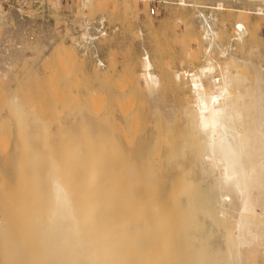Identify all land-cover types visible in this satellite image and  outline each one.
Listing matches in <instances>:
<instances>
[{
  "label": "bare ground",
  "instance_id": "1",
  "mask_svg": "<svg viewBox=\"0 0 264 264\" xmlns=\"http://www.w3.org/2000/svg\"><path fill=\"white\" fill-rule=\"evenodd\" d=\"M83 1L84 9L92 7V0ZM197 1L195 5H204ZM224 3H217L213 18H205V21H200L205 10L198 13L195 7L190 9L200 26V38L205 45L201 50L204 64L175 73L165 69L164 78L159 79L153 72L150 55L146 53L141 72L134 77L135 88H143L150 96L157 93L160 84L172 83L180 90H189L191 95L185 98L182 114L174 116L179 119L176 118L174 125L167 118H158L159 121L153 120L151 126L139 130L137 112L133 116L132 112L122 109L108 119V112L114 107L109 111L105 107L93 110L91 105L90 110L87 103L94 96L89 102L85 99L87 105L82 107L85 100H81V104L79 96L74 95L75 98L69 90L71 87H67L65 103L68 106L75 103V107L81 104L82 107L74 110L80 112L79 117L75 114L66 121L67 130L85 127L84 133L86 127L87 130L90 127L88 132L92 136V140L84 139L86 143L91 140L92 145L79 150L77 161L72 160L80 167L79 171L76 169L78 173L73 183L67 181L68 170L62 168L63 160L68 158L66 155L73 153V145L59 144L63 151L57 146L59 149L54 147L51 153L43 152L44 155L49 153L47 162L41 159L38 163L39 159L33 158L35 163L30 160L25 166L22 162L27 155L36 152L40 155L49 144L39 143L44 146L41 150L35 141L40 152L28 141L37 135L26 136L22 142L15 139L16 148H21L22 152L13 149L18 153L11 157L10 153L5 158L16 157V161L9 164L11 159L8 160L3 168V161H0V171L9 173L5 172V167L11 165L7 166L11 171L8 170L15 174L25 167L22 175L17 176L18 179L15 177L12 183L17 186L24 182L26 185L28 179L35 176L32 181L36 185L27 183L29 186H25V191L32 196L35 194L34 197H46V206L50 209L48 214L42 211L45 213L43 221L42 217L31 222V218L39 213L34 212L35 207H39L35 204L41 200L36 203L32 200L35 204L28 215L26 206L31 203L23 206L21 201L16 210L23 206L26 216L10 224L8 220L1 222V241L9 246L1 245L0 250H8L11 256H16V264H264V74L251 62L242 60L240 66L238 56L231 52L234 45L244 43L246 37L249 49H253L257 33L254 29L258 26L250 32L246 20L236 21L229 46H224L220 40L225 23L218 20V13L226 11ZM235 12L264 17L261 6L255 13ZM196 40L195 37V43ZM188 50L186 59L194 64L199 57L193 56L192 48ZM216 51L225 62L214 58ZM249 54L246 53L248 57ZM50 56L64 64L77 60L71 45L55 47ZM97 66L106 68L102 60ZM248 68L258 71L253 77L254 87L245 73ZM95 75L99 81L108 76L107 72L104 75L96 72ZM67 82L64 87L69 84ZM71 84L75 83L70 81ZM70 99L79 101L73 103L72 100L70 105ZM12 103L17 107L18 99L14 98ZM135 119L138 123H134ZM78 125L81 127L75 129ZM69 134L72 135L71 131ZM75 134L76 131L73 137ZM79 135L75 137L82 142L83 137L80 138L81 133ZM83 143L81 145L86 148L87 144ZM76 146L78 148V144ZM22 148H29V153ZM61 153H64L63 157ZM104 159L106 168L110 160L109 169L96 167L101 166L100 161L104 162ZM38 164L40 168L45 164L46 169H41L46 173L37 171ZM68 164L72 165L71 162ZM44 174L48 175V182L37 185L38 177ZM67 174L72 175V172ZM0 195L1 207L6 201L2 193ZM44 201L41 202L44 204ZM30 237L34 240L31 246L28 244ZM24 252L27 254L23 255ZM24 259L33 262L27 263Z\"/></svg>",
  "mask_w": 264,
  "mask_h": 264
},
{
  "label": "rangeland",
  "instance_id": "2",
  "mask_svg": "<svg viewBox=\"0 0 264 264\" xmlns=\"http://www.w3.org/2000/svg\"><path fill=\"white\" fill-rule=\"evenodd\" d=\"M83 2V0H0V161H3V164H1L2 168L4 163L7 164L8 160L11 159L10 163L8 162L9 164L14 160L16 161V157H12L14 159L10 158L11 155L22 152L21 148H16L15 139L20 142L26 136L37 135V138L34 136L35 139L31 137L28 141L35 144V147L39 143L49 144V147L47 146L48 148H45L47 150L41 152L44 146L41 147V144H39L40 146L37 147H41V150H37L38 148L36 147V151H40L42 154L32 153L31 155L34 156L27 155L25 162H20L24 163L25 166L35 163L34 159L35 161L39 159L38 163L41 162V159L47 162L50 159L49 153L52 152L54 147L60 148L61 144H71L74 146L72 151L74 154L70 153L71 155L68 154L66 156L70 159L68 163L71 162L72 165L67 163L68 158H63L64 164H62V168L66 171L68 170L67 173L69 171L70 173L72 172V175L66 172L64 174L66 173L67 177L65 178H67V181L73 183L75 174L80 170V167L78 168V165L74 162L77 161L78 151L87 149V147L92 145V136H90L91 132H88L90 127H88V130L86 127L87 131L85 130L83 133L85 127L82 129L80 125L74 126L75 129L80 128L79 130H74L73 128V130H69L72 135L69 134L66 121L75 117V114L79 117L80 112L77 111L80 105L85 99L89 102L91 96H94V99H90L92 101L87 103L88 105L85 100L81 105L82 107L87 105L90 108L92 105L94 107L93 110L105 107L106 111H109L110 107H114L115 111L110 109L112 114L109 113L110 111L108 112V119H111V115L112 118L116 116L117 111L121 109V111L132 112L133 116L137 112L136 118L138 120L135 119L134 123L139 121L137 125V127L140 126L139 130H142L143 127L145 129L147 126H151L153 120L159 121L162 118H167L168 122L174 125L179 120L174 116L178 115L179 117L182 114L185 98L191 95L188 89L180 90L172 83H169L170 85L167 84V86L160 84L159 88H157V93L155 92L150 96L143 88H135L134 77L137 78L139 76L142 59L146 53L150 55L154 65L153 72L159 79L164 78L165 69L175 73L177 71L190 70L192 67L204 64L205 58L201 50L204 49L205 45L200 38V26L194 12L187 8L159 4V0H147L144 3L136 0H92V7L87 9L83 8ZM220 2H225L226 9L225 12L218 13V20H222L225 23V29L222 28L223 39L220 42L224 46H229L234 30L233 24L238 21L246 20L245 22H248L246 23L247 30H251L250 32L258 26L256 30L254 29V32H257L255 36L257 42L254 41L253 46L256 45L252 46L253 49H249L248 43H246L248 38L246 37L244 39L246 45L241 41L238 45H234L231 52L234 56H238L240 66L242 65V60L248 63L251 62L252 65L257 66L258 71L264 74V17L235 12L237 10H246L255 13L257 7L261 6L264 9V0H259V2L258 0H203L202 4L216 7V4ZM97 3H100L101 7ZM104 4L106 5L104 6L105 8L103 7ZM243 17L245 19H241ZM83 19H88L92 22L97 19H104L106 25L107 36L100 38L95 46L89 49L82 48L79 45L80 39L83 38L81 32ZM184 22L187 24H184ZM254 32L253 34L255 35ZM195 37L198 40H196L197 44L194 42ZM199 42L200 44H198ZM240 44H242V48H240ZM65 45H71L75 48L77 60L64 64L63 61H57L50 56L55 47ZM190 48L194 50L193 56L197 57L196 59L199 57V60L194 64H191L186 59ZM246 51L251 53L249 57L246 55L248 53ZM97 58L104 62L106 68L97 66ZM214 58L221 63L225 62V59L217 51L214 53ZM239 68L241 69L242 67ZM257 70L255 68L245 69V73L248 75L247 77L253 87L256 86L252 81L254 80L253 77L255 78L258 73ZM96 72H99L100 75H104L107 72L108 76L105 80L99 81L96 79ZM66 80H68L67 83L69 84L70 81L71 83L74 82L75 84L73 85H75L74 88L76 89H73L72 84H66L67 86L64 87ZM176 80L180 82V80ZM140 86H143L142 82H140ZM67 87L70 88L69 90L73 96H79L81 102L79 106L77 104L79 100L77 99H70L69 101L71 105L72 100L73 103L77 100L76 107L75 103L71 106L65 103ZM77 89L78 92L76 91ZM119 95H122V97L119 98ZM182 96H185L184 100ZM14 98L18 99V108L12 103ZM65 104L71 108L69 110L66 109ZM63 106L66 108H63ZM90 110L92 109L90 108ZM114 112L115 115H113ZM152 115L154 116L153 118L151 117ZM59 128L60 130L62 128V131ZM66 130L68 131V136ZM75 131L78 135L77 137L81 133L82 142L81 139H76V134L73 137ZM91 131L93 132V130ZM86 132H88V136H86ZM86 137L91 138L90 142L86 143ZM83 142L87 144L86 148L81 145ZM76 144H78V148H76ZM13 149L18 152H14ZM26 149H23V151L29 153V148ZM60 150L63 151L62 148ZM47 151L49 153L44 155L43 152ZM8 154H10V157L8 156V159H6L5 157ZM59 155L57 157L60 159L62 153ZM102 161H100L102 165L98 164L96 167L109 169L110 160L107 163V168L104 166L107 162L106 159H104L105 164ZM39 165L37 167H39L40 171H37L46 173L41 169H46L43 167L45 164L41 168ZM7 166L5 167V170H7L4 171L9 173L5 174L0 171V193H2L6 201V204L0 207V225L3 220H8L7 223L10 224L26 216V211L23 207L25 206L24 203L29 202L28 204H30L32 200L36 203L39 199L41 201L44 199L45 203L38 201L37 204H26L28 208L27 215L31 214L29 209L32 210L31 206L33 204L39 206L37 209L35 207L34 212L37 211L39 213L34 216L36 218H31V222L41 219L45 214L42 211L48 214L50 209L46 206V197H39V195L34 197L35 194L32 196L31 193L25 191L27 189L25 186H29V183L30 185H36L32 181L35 176L28 179V184L26 183L25 185L23 182L22 185L18 184L16 186L12 182H15V177L22 175L25 167H22L19 172L15 171L16 173L14 174L10 172L11 168ZM76 169L78 170L77 172ZM31 172L29 173L32 175L33 173ZM38 178V182L36 181L37 185H43L48 182L47 179L49 177L44 174V176L42 175ZM20 202L21 205H24L19 210H16L20 206ZM13 211L16 212L13 214ZM21 212L23 215H21ZM44 219L45 217L41 220L43 221ZM30 241L28 242L29 246L33 244L34 240L30 237ZM1 245L4 247L9 246L7 243L2 242L0 237V247ZM10 254L8 250H0V262L16 264L18 259ZM24 254H27V252H24ZM28 260L24 259L23 261L27 263L33 262V260Z\"/></svg>",
  "mask_w": 264,
  "mask_h": 264
},
{
  "label": "built area",
  "instance_id": "3",
  "mask_svg": "<svg viewBox=\"0 0 264 264\" xmlns=\"http://www.w3.org/2000/svg\"><path fill=\"white\" fill-rule=\"evenodd\" d=\"M141 3H144L147 0H138ZM197 0H159V4H164V5H169V6H175V7H186L189 9H193L194 7L197 12L199 13L200 11L205 12L204 14H201V20L205 21L210 20L213 18L214 14L212 13L213 11H216L215 6L212 5H195V2ZM202 1V0H199ZM203 2V1H202ZM207 2V1H206ZM81 32L83 35V38L80 39L79 45L82 48H92L95 46L96 42L102 38L107 36V30H106V25L104 19H97L94 22L89 21L88 19H83L82 20V28ZM100 61L98 58L96 59L97 64H100ZM101 68H104L101 66Z\"/></svg>",
  "mask_w": 264,
  "mask_h": 264
}]
</instances>
